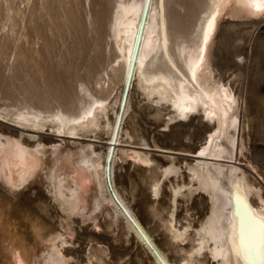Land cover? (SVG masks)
<instances>
[{"label": "rangeland", "instance_id": "374dc122", "mask_svg": "<svg viewBox=\"0 0 264 264\" xmlns=\"http://www.w3.org/2000/svg\"><path fill=\"white\" fill-rule=\"evenodd\" d=\"M62 1L0 0V107L8 101L11 103L12 99L31 100L38 92L51 87H58L62 100L67 102L79 88V79L90 77L92 62L87 53L107 37L106 20L112 0L106 3L105 0H74L76 4L73 0ZM177 1L169 0L168 4L172 11L169 17L175 21L182 19L176 9L185 7L179 5L183 0ZM81 15L86 18L82 19ZM247 19L227 13L222 16L213 64L215 74L219 73L241 97L238 142L243 143L242 153L237 152L236 158L233 154L226 163L244 170L260 188L264 199V14ZM179 30L174 28L172 32L181 35L183 31ZM149 99L131 78L117 85L109 96L110 103L115 100V104L108 111L113 124L108 133L96 129L75 138H62L51 130L36 134L47 145L76 149L92 144L100 156L104 197L111 200H103L93 209L94 182L88 180L84 182L83 206L70 212L61 209L47 180L8 191L0 177V264H159L156 258L161 264H168L166 259L178 264L184 252L177 243L167 239L165 229L171 212L176 217L177 227L185 224L186 218L197 225L207 213L209 199L204 192L196 191L186 205L179 204L175 209L170 192L173 173L162 178L161 193L156 198L150 192L149 183L170 162V157H174L180 167L181 175L176 179L186 180V166L195 162L194 155L210 125L202 111L188 122H171L168 120L170 110ZM0 128L7 127L0 122ZM134 146L156 158L154 164L159 167L144 168L119 156L113 160L115 154L119 155V148ZM252 199L255 201L246 199L247 204L253 211H261L264 217L263 209L258 206L259 199L256 196ZM57 232H62L65 238L57 240L54 248L44 238ZM17 245L24 251V262L12 255L14 249L18 250ZM236 251L241 252L235 245L237 255ZM53 255L56 258L50 259ZM241 260L238 258L235 264H245Z\"/></svg>", "mask_w": 264, "mask_h": 264}, {"label": "bare ground", "instance_id": "6f19581e", "mask_svg": "<svg viewBox=\"0 0 264 264\" xmlns=\"http://www.w3.org/2000/svg\"><path fill=\"white\" fill-rule=\"evenodd\" d=\"M179 3L187 8L184 11L185 7L183 10L176 7L177 15L182 17L177 23L169 17V0H112L106 20L107 37L96 39L100 44L93 45L87 53L92 62L90 77L79 79V88L67 102L62 100L58 87H51L38 92L31 100L12 99L11 103L2 105L0 122L7 128H0V177L8 191L47 180L61 209L70 212L83 206L84 182L88 180L94 182L93 209L103 200L110 201L111 198L104 197L100 156L92 144L86 143L76 149L60 144L47 145L36 134L51 130L62 138H75L96 129L108 133L113 126L108 111L115 104V100L110 103L109 96L117 85L134 78L146 98L170 110L169 121L188 122L202 111L204 120L210 125L203 144L194 155L195 162L186 166V180L176 179L181 175L180 167L174 157H170V162L149 183L150 192L156 198L161 193L162 178L173 173L170 192L175 209L179 204L186 205L196 191L204 192L209 199L207 213L197 225L186 218V223L177 227L176 217L171 212L165 229L167 239L177 243L184 252L178 264H235L240 257L245 264H264V217L246 202V199L253 201L252 196H256L260 201L258 206L264 211L260 188L244 170L226 163L233 154L236 158L237 152L242 153L243 143L238 142L241 97L219 73L215 74L213 64L222 16L227 13L243 20L261 16L264 0H183ZM174 28L183 33L174 34ZM137 148L139 146L119 148V155L115 154L113 160L119 156L144 168L157 166L154 164L156 158ZM64 238L62 232H57L44 239L56 248L55 242ZM234 244L241 250L240 253L236 251L237 255ZM16 247L18 249V245ZM22 251L14 249L11 254L24 262Z\"/></svg>", "mask_w": 264, "mask_h": 264}]
</instances>
